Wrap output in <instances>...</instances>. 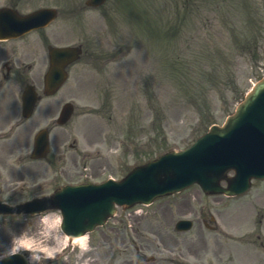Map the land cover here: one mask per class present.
Here are the masks:
<instances>
[{
    "label": "rangeland",
    "instance_id": "obj_1",
    "mask_svg": "<svg viewBox=\"0 0 264 264\" xmlns=\"http://www.w3.org/2000/svg\"><path fill=\"white\" fill-rule=\"evenodd\" d=\"M56 1H63L64 3V0ZM160 1L162 0H157V6H152L150 10L156 12L155 8L158 7L162 12L165 11L163 13L164 20L171 14H175L173 7L168 9L163 7V11L160 7L162 3ZM214 1L211 3V7L203 6L195 25L185 29L181 40L165 47L163 49L165 51L162 49L152 50L151 47L145 46V44L142 45L141 39H130L132 36L131 27L139 28L143 25L142 22L136 20V14L138 13L135 11L129 13L134 15L132 18H127L128 11L107 13V15H101L100 10L86 11L78 22H74V20L64 21L60 18L54 24L53 27L56 32L59 30L63 33L64 29L69 31L70 38L68 42L78 41L80 32L82 37L89 36L88 45L93 46V49L95 48V53L98 52L96 50L97 44L101 42L104 44L103 49L111 48L112 42H121L124 47H128L129 42L132 47L134 42L135 47L133 50L137 46L138 49L147 51L146 53L151 57L149 60V67H151L149 69L144 70L136 67L133 73L125 69L127 67L126 63H128L126 55H117L114 61L106 63H100L97 59L90 61L84 57L70 68L71 74L67 84L55 95L56 105L62 100L73 99L77 106L76 114H81L83 111L86 113V110L94 113V106L105 100H102V98L106 93L108 94L109 103L112 101L106 112L101 113L105 116L111 114L112 118L110 120L101 116H93V118L88 116L82 120L83 124H97L98 128L77 134L79 124L74 125V122L71 123L73 127L71 134L77 139L78 152L91 147V149H99L101 153L99 156L94 157L95 159L87 160L89 168L86 170V175L83 174L87 179H90L89 175L96 174H101L102 177L112 173L115 176H120L128 165H132L133 162L136 163L139 157L154 150V143H157V147L163 143H175L184 146L193 139L195 133L205 129L207 121L212 120L220 123L233 101L230 99V103V100L218 88L215 89L214 93L212 92L214 88H211L212 109L209 111L207 103L202 102L193 90H187L193 86L201 87L207 83L211 84L213 77L211 73L215 60H219L221 54L230 56L227 64L236 68L238 84L239 81L243 82L241 87L243 85L246 87V84H250L264 71V0H256L258 8L257 10L254 8L255 14H253L250 6V0H241V20L244 25V35L239 38L231 37L230 28L234 25V21L230 14L227 17L223 15L224 8H222V5L224 0ZM63 3L61 4L63 5ZM57 4L59 5V3ZM108 15L114 18L113 20L110 19L115 26V31L112 34L109 28L111 22L109 24L107 22ZM225 21H228V23L225 24ZM251 27H256L262 33L256 31L255 34L258 37V48L246 53L244 51V46L247 44L245 33ZM115 36L119 38L116 39ZM201 56H206V63L201 64L197 70L199 64L197 61L202 58ZM170 59L179 61V64L174 61L175 70L170 69L168 63ZM119 64L123 66V70H121L120 75L115 76L113 72L117 70ZM147 64L148 61L143 64V67ZM179 66H181V69ZM181 78L186 79L182 82ZM217 78L221 80V83L228 80L227 75L223 73L217 74ZM134 80L136 82L135 86ZM75 82L83 84L86 89L85 93L79 95L78 90L72 89ZM135 87V93L130 92L131 90L134 91ZM226 94L231 96L232 93L227 91ZM135 99L140 104L148 100L147 105L149 107L161 109H152L150 114H133L132 108ZM86 103L87 105L83 106ZM134 109L135 113H140L137 112L136 108ZM158 122L164 124L160 130ZM120 125L123 129L122 138L126 137L125 130L128 126V140L133 138L134 143L132 148L129 145L127 146L126 143L124 145L118 144L117 138ZM100 126L106 132L104 145L95 143L101 139L98 135ZM152 135L157 136V138L155 139ZM70 152L73 155L76 150L70 148ZM114 155L117 157V163L114 162ZM74 176L78 177L79 175ZM239 202L240 200L234 203L236 205ZM50 222L53 223V221ZM36 224L39 225V221ZM33 226L35 229L23 226L22 230L23 232L29 231V233L35 231L38 234L36 225ZM43 226L44 223H42ZM5 230L8 234H11L14 229ZM5 234L4 230L0 231V243L1 241L5 242ZM53 234L55 233L53 232ZM14 239L17 240L16 243H23L28 238L25 234H21V236L14 237ZM229 244L226 246L231 260L234 261L232 264H237L238 245L234 241H230Z\"/></svg>",
    "mask_w": 264,
    "mask_h": 264
},
{
    "label": "flooded vegetation",
    "instance_id": "obj_2",
    "mask_svg": "<svg viewBox=\"0 0 264 264\" xmlns=\"http://www.w3.org/2000/svg\"><path fill=\"white\" fill-rule=\"evenodd\" d=\"M15 0H9L10 6H15ZM32 30L17 38L0 40V129L6 120L14 117L22 118L21 96L26 87L29 92L37 89L38 83V40ZM35 87V88H34ZM37 91V90H36ZM53 104L47 107L45 114L53 113ZM27 121L26 119H24ZM31 127H24L21 141L26 145L30 138ZM9 146H14L13 142ZM27 194L45 193L47 191L27 190Z\"/></svg>",
    "mask_w": 264,
    "mask_h": 264
},
{
    "label": "water",
    "instance_id": "obj_3",
    "mask_svg": "<svg viewBox=\"0 0 264 264\" xmlns=\"http://www.w3.org/2000/svg\"><path fill=\"white\" fill-rule=\"evenodd\" d=\"M259 106H264V82L258 85L256 92L250 97L247 104L241 108L237 117L231 119L224 128L215 129L211 134L207 135L204 139L200 140L196 144V147L193 148V151L190 154V158L197 157L199 155L201 157H204V159H203L204 161L201 163V165H197L198 170L203 171V168H206L205 167L206 164H211V165H213V164L219 165L220 164L219 162L223 160V157L220 156L219 154H216L218 151L212 150V149H206V148H208V146L212 142L215 143L217 141L216 138H219L223 134L229 132L231 129H235L239 125L244 124L248 120H250L251 117L255 114V112ZM219 141H221V140H219ZM242 146L244 147V144L237 145V147H239V148H241ZM251 155L254 157H258L259 162H262L264 160V159H260L261 155H263V150L261 147L258 150L253 151L251 153L248 152V156L251 157ZM242 157H244V159H246V160L248 159L246 154H242ZM163 166H166V164L164 163ZM157 167H159V169ZM225 167L226 166L219 168L220 173L216 174L215 172H212L211 169H209L208 172H206V173L203 172L202 175H207V176L211 175L212 178L215 179L219 174H222L221 170L224 169ZM139 178L144 180V182L142 183V187L144 189H148V187H149L148 178L151 180V182L155 181L156 183H158V182L162 183L163 179L174 178V174L171 170L167 169L166 167H160V165H155L149 169H147V168L143 169V171L139 172L138 174L137 173L132 174L129 177V179H126L125 182H123L122 184H119V185H124V187H125V186H127L128 182H130L131 184L135 183L136 181L139 180ZM171 185H174L173 181H171ZM144 189H140V191H138V192L146 191ZM123 191L124 192L120 191L117 196L122 197L126 192H127V194H129V196H132V197L135 196V194H134L135 192L131 191L129 187L125 188Z\"/></svg>",
    "mask_w": 264,
    "mask_h": 264
},
{
    "label": "bare ground",
    "instance_id": "obj_4",
    "mask_svg": "<svg viewBox=\"0 0 264 264\" xmlns=\"http://www.w3.org/2000/svg\"><path fill=\"white\" fill-rule=\"evenodd\" d=\"M75 240H77V239H75ZM75 240H74V241H75Z\"/></svg>",
    "mask_w": 264,
    "mask_h": 264
}]
</instances>
